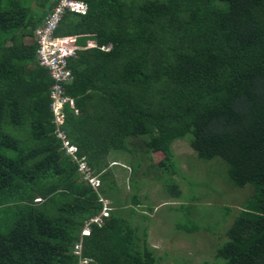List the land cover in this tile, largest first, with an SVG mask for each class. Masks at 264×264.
Wrapping results in <instances>:
<instances>
[{
    "label": "trees",
    "instance_id": "trees-1",
    "mask_svg": "<svg viewBox=\"0 0 264 264\" xmlns=\"http://www.w3.org/2000/svg\"><path fill=\"white\" fill-rule=\"evenodd\" d=\"M83 1L87 11L65 12L56 30L79 35L81 47L64 84L77 113L64 104L62 128L98 175L97 190L54 133L52 79L36 60L33 32L52 2L0 0V264H77L72 248L99 196L111 209L81 237L88 264H158L146 226L121 211L108 165L111 151L137 152L130 138L141 139L131 172L149 160L146 171H160L155 179L176 198L175 139L202 160L223 159L229 181L251 188L213 256L264 264V0ZM130 181L133 215L142 201ZM144 207L140 220L151 211Z\"/></svg>",
    "mask_w": 264,
    "mask_h": 264
},
{
    "label": "rangeland",
    "instance_id": "rangeland-1",
    "mask_svg": "<svg viewBox=\"0 0 264 264\" xmlns=\"http://www.w3.org/2000/svg\"><path fill=\"white\" fill-rule=\"evenodd\" d=\"M129 141L133 142H129L132 150L137 152L111 151L108 165L119 189L116 197H121L124 205L121 211L138 229L146 226L147 242L159 257L158 264H218L220 260L214 258V250L225 240L226 228L246 196L250 195V185H233L228 179L227 163L223 159L216 156L202 160L186 139L179 138L171 143V149L176 164L173 178L179 185L181 196L173 197L155 179L160 171L153 167L146 171L149 160L141 159V165L131 172L129 163L140 154L141 139L130 138ZM161 157V152H154L151 158L157 162ZM131 179L142 201L135 206L137 214L133 215L128 214L130 205L127 203L133 192ZM178 204H183V208H174ZM144 206H149L151 211L148 219L140 220L138 213L143 211L141 208L145 209ZM227 206L230 212L225 215ZM192 224L198 225L199 229L189 232L177 227L187 228Z\"/></svg>",
    "mask_w": 264,
    "mask_h": 264
},
{
    "label": "built area",
    "instance_id": "built-area-1",
    "mask_svg": "<svg viewBox=\"0 0 264 264\" xmlns=\"http://www.w3.org/2000/svg\"><path fill=\"white\" fill-rule=\"evenodd\" d=\"M52 2L51 9L45 15L40 24H38L33 32L36 44V60L39 65L45 67L52 79L49 89V106L53 115V123L55 125V135L61 140L65 153L77 162V171L83 180H86L93 189L97 190L100 186L98 175L93 174L91 168L82 157H77L76 147L71 144L62 128L64 121L63 106L68 105L77 113L74 108V100L65 94L64 84L72 79V73L68 67V58L74 57L76 51L81 47L76 40L79 35H56V30L61 22L65 12L70 11L78 14H84L87 11V3L83 0H50ZM95 45L92 41H87L86 46ZM108 46L101 47L106 49ZM38 200V199H37ZM101 209L98 214L93 215L84 220L80 230V239L74 243L72 253L77 256V264H88L91 258L84 256L82 253L81 237L88 235L91 224L100 225L103 217L109 214L111 202L99 196Z\"/></svg>",
    "mask_w": 264,
    "mask_h": 264
},
{
    "label": "crops",
    "instance_id": "crops-1",
    "mask_svg": "<svg viewBox=\"0 0 264 264\" xmlns=\"http://www.w3.org/2000/svg\"><path fill=\"white\" fill-rule=\"evenodd\" d=\"M43 20V19H42Z\"/></svg>",
    "mask_w": 264,
    "mask_h": 264
}]
</instances>
